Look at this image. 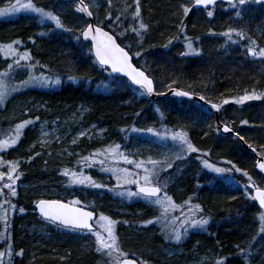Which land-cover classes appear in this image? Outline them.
I'll use <instances>...</instances> for the list:
<instances>
[{"label": "trees", "instance_id": "16d2710c", "mask_svg": "<svg viewBox=\"0 0 264 264\" xmlns=\"http://www.w3.org/2000/svg\"><path fill=\"white\" fill-rule=\"evenodd\" d=\"M85 1L94 14L95 22L107 29L109 28L106 25L110 20L121 15V20L124 21L122 28L113 25L111 32L124 47H130L134 63L154 79L158 92H164L169 86H176L221 104V120L244 137L246 142L261 152L264 151V141L261 138L264 134L260 133L264 129V58L247 54V47L250 45L248 39L240 40L234 35L233 39L239 43L225 44L226 38L218 35L229 27L243 30L246 37L256 42L257 50L264 47V7L253 4L247 6L242 17L235 23V10L228 8V4L219 2L215 6H208L214 11L211 18L206 16V11L201 6L193 9L187 17H182L184 32L179 33V5L185 0H140L141 18L148 25L147 30L142 32L141 39L130 30L121 35L124 29L129 28V24L138 26L131 19V12L135 10L133 0H112V3H116L114 10L96 7L92 0ZM15 2L16 0H0V8ZM34 2L59 15L65 29L72 31L56 29L47 20L40 24L36 14L21 12L4 21L14 27V31L7 39L0 34V45L20 41L14 47L20 52L28 50L32 57L31 61L25 63L39 62V73L43 71L46 74L59 75L60 84L47 88L34 87L29 94L46 101L49 108L56 113H61L66 106L73 109L80 104L86 106L85 121L105 127L106 136L99 141L85 144L86 150L66 163L45 155L36 146L27 150L32 134L28 129L24 130L16 147L2 152L6 161L20 162L19 179L29 186L17 188V197L11 201L16 206L15 210L8 212V240L0 241V250H7L9 243L12 245V264H97L100 259L110 264L105 253L96 252L93 236L69 231L42 219L35 208V202L40 198L70 201L74 195L72 197L77 198L81 205L96 209L99 215L108 211L111 219L117 221L115 233L120 246L124 235L133 244V247H128L131 248L129 255L145 259L143 254L157 250L155 238L147 240L141 235H148L150 227V233L154 231V223L145 222L156 220L159 216L158 206L120 196L118 193L121 187H117L115 177L110 172L100 171L99 164L82 168L76 163L78 159L89 156L98 149L115 144L121 146L120 151L133 150L138 155L136 147L146 142V139L141 136V131L133 129L149 127L154 130L168 128L186 132L191 143L199 149V152L187 154L182 160L171 159L173 167L166 168L174 176H170L168 184V193L174 201L178 198L182 203L190 200L192 206L200 205L202 211L196 213V217L209 221L204 229L190 234L186 245L198 241L201 244L199 255L206 254L209 250L212 264L217 263L221 257L222 260H228L226 264H264V233H260L259 221L262 210L251 199L249 192L244 191V183L248 178L241 173L232 174L237 177L239 185L231 182L224 184L225 181L219 174L204 168L202 164V160L207 159L218 167H229L225 162L232 161V164L246 171L257 186L263 187L264 175L256 169V156L233 135H221L214 113L206 106L187 98L171 96L153 100L148 95H140L136 90L137 86L130 85L125 77H119L123 83L118 80L117 84H112V77L108 76L90 51V42L76 39L89 21L83 13L76 11L75 1ZM128 4L133 6L125 12ZM109 12L111 17L106 19ZM20 27H23V32ZM185 35L192 39L197 53L181 55L188 51L185 47ZM170 39L171 44L168 43ZM137 52L141 53L138 57L134 55ZM10 61L12 59H5L0 55V71L5 70ZM44 65L47 67H40ZM69 76L77 79L69 80ZM246 92L255 93L262 98L236 104L235 98ZM226 99L228 104L223 103ZM245 120L248 123L242 124L241 121ZM7 124L12 127L11 123ZM5 125L0 124V133L5 130ZM156 158L160 159L157 156ZM113 164L112 158L107 157L105 166L124 167L122 162L117 166ZM65 168L90 175L106 187L72 185L62 175ZM1 171L7 173V166L2 167ZM177 173L179 176L175 177ZM5 183H8L6 176L0 181V186ZM223 185L233 188L234 192L225 194ZM5 192L7 194V189ZM89 197L92 202H89ZM112 205L130 212L137 208L145 212L135 218L132 215L112 212L109 209ZM21 208L24 209L23 212L19 210ZM132 221L137 224L133 225ZM38 224L49 226V237L35 233L30 235L32 225ZM133 228L143 230L144 234L132 233ZM0 231H3V227H0ZM62 237L65 239H60ZM60 241L64 243L60 244ZM44 243L49 244V248L46 245L47 248L42 249ZM21 249L23 255H15ZM240 249H244L243 255ZM150 257L149 262L152 260ZM7 260H4L5 264ZM155 264L158 262L155 261Z\"/></svg>", "mask_w": 264, "mask_h": 264}, {"label": "snow or ice", "instance_id": "6c2138e0", "mask_svg": "<svg viewBox=\"0 0 264 264\" xmlns=\"http://www.w3.org/2000/svg\"><path fill=\"white\" fill-rule=\"evenodd\" d=\"M218 0H185V2L179 5V12L181 14L180 25L178 26V32H184V24L182 17H187L193 9L203 7L206 11V16L211 18L214 16V11L209 9L208 6H215ZM95 4V0H93ZM226 3L231 6L232 9L235 10L236 18L242 17L243 12L246 10L247 6L251 4H257L264 7V0H226ZM107 4L111 7L112 0H107ZM133 4L135 6V10L131 12V19L138 25L133 27L129 24V28L124 29L121 32V35H124L129 30L134 32L138 37L142 39V32L146 31L148 25H146L141 18V7L140 0H133ZM99 7V5H95ZM133 5H126L125 12L132 8ZM29 12L36 14L38 18V22L40 24H44V22L50 21L56 29H65V25L63 24L59 15L55 14L53 11L46 9L45 7L38 6L34 0H16L14 4H9L3 8H0V16H5L9 13H18V12ZM76 11L78 13H83L88 17L93 16V12L90 10L88 4L84 3V0H79ZM111 17V12L108 13L109 19ZM101 23H104L101 21ZM124 21L121 20V15H117L114 20H110V22L106 25L109 28V31H105L104 27L94 26L89 23L86 27L80 30V35L76 36L77 40L83 38L85 41H90L92 44V48L90 51L94 52V56L99 65L103 68L104 71L108 73L109 77H112V84H117L119 77L122 75L127 78V81L130 82V85L137 86V91L140 95H151L155 91L153 80L145 74L140 68L136 67L132 63V56H130V47L126 50V47H122L120 43H117V37L110 34L113 30V25L117 28H122ZM66 31H72L71 29H65ZM211 32V30H209ZM45 33H41L44 35ZM218 35L226 38L225 44L239 43V41L234 40L233 36L239 37L240 40L248 39L250 41V45L247 47V54L252 57L264 58V47L259 48V50L255 47V41L251 40V38L246 37L243 30H238L229 27L222 33ZM178 38V37H175ZM174 38V39H175ZM186 44L185 47L188 50L186 53H181V55H188L191 53H197V49L193 47V41L191 38L185 35ZM198 39V38H197ZM20 41H13L7 45H0V55H2L5 59H12V63L7 65V69L0 71V105H3L6 99L13 92H18L24 88L30 86H49L50 84H60L61 80L59 75L53 79L51 76L45 74V72L40 71L39 75H35L34 71L39 65V62L35 64L21 62H28L32 60L31 53L28 50L23 52L18 51L14 45H18ZM169 44L172 43V39L168 41ZM167 46V45H166ZM135 56H140L141 53L137 52L134 54ZM28 69V77L20 81L19 84H11L9 81V77L13 76L16 69L20 68ZM41 68L47 67L46 65L40 66ZM69 80H75L76 77L69 76ZM123 80H119V83H123ZM171 87V86H169ZM174 95L178 97H188L191 99V94L187 91H179L174 90ZM262 97L256 95L255 93L249 94L245 93L244 95L235 98L234 102L236 104H244L247 101L258 100ZM199 99L201 101H205L204 96H200ZM210 104L212 109L219 110L221 105L216 103H211V101H207ZM224 104H228L229 101L226 99L223 101ZM157 111H159L157 109ZM139 115V114H137ZM39 117L35 118V121L32 119L23 120L20 123H16L13 129L8 130L5 133L6 138L0 139V151L11 148L16 145L21 138L23 130L33 125L36 121H39ZM242 124H247L248 122L241 121ZM123 131V130H122ZM133 131H144L147 133H152L153 135L160 137L161 139H171L175 142L178 151L174 154L175 160H182L185 158L187 154L199 152L189 140L186 132L176 131L170 134L165 130L164 133L154 130L149 127L146 129H133ZM223 131L225 133H230L233 130L229 128L227 125L223 127ZM43 136H47V132L42 131ZM81 136L85 135L84 132L80 133ZM236 136L240 140H244V137L240 136L239 133H236ZM73 144L76 143L75 140L72 141ZM120 145H110L104 149H98L94 153L89 156H84L76 161L78 165L83 167L91 168L96 164L100 165V171L110 172L115 177L117 182V187H126L128 185H136V191L126 190L121 191L118 194L120 196H127L129 198H138L141 199L148 204L158 206L161 216L157 217L155 221L149 220L145 222L146 224H151L154 222L159 223L162 218H167L169 211H175L177 208H180V205H176L170 196L167 195L166 182H161L159 180V171L157 170L158 166L161 164L160 161L153 160L149 157L148 161L145 162L143 160L137 162L136 160H130L128 156L120 151ZM251 147V145H249ZM253 152H256V149H252ZM39 155V153H37ZM71 155V153H69ZM206 155V154H205ZM259 156L264 157V151L258 153ZM103 156L105 159L96 160L94 157ZM111 157L113 162L119 163L120 160H123L126 164L135 165L137 170L143 169V175L141 176L139 171L133 172L128 168H120V167H107L106 159L107 157ZM200 159V157H197ZM7 164L8 171L7 173L0 171V181L4 180L5 176L7 177L8 183L0 186V222L3 224V231H0V241L8 240V231H9V218L8 212L9 210H15V205L11 203V197H15L17 195L16 191V180L19 179L20 173L19 169V161H3L2 157H0V165ZM231 167H218L213 163H210L207 159L202 160L203 167L210 170L213 173L217 174H233V173H241L243 176L247 177L249 180L248 184L244 185V191L246 193L249 192L251 188L255 189V195L251 197L252 200L258 201L259 206L264 208V188H260L255 185V182L252 181V178L246 171L241 170L232 164V161L225 162ZM146 164L151 165V167L146 166ZM262 172H264V162L257 161L256 165ZM173 163H167V168H172ZM62 175L69 179V183L72 185H81L86 187L93 188H103L106 185L98 183L95 181L90 175H84L83 172L77 173L74 170H70L68 168L63 169ZM5 189H7V198H5ZM162 193V195H161ZM184 204L188 206L187 215L181 212V216L172 218V227L169 229L167 224L165 225V239L174 240L179 243L182 239V236L186 234L189 229H204L205 226L209 223L208 219L200 217H196V213L198 211H202L200 205L192 206L189 201H185ZM36 207L39 210L40 215L46 220L53 224H56L57 227H62L69 231L81 232L84 234H88L94 237L95 240V250L98 253H105L109 260L110 264H136L135 259H128V253L122 251L118 237L115 233V225L117 221L112 220L111 218L100 214L98 220H94V212L86 210V207L81 205V202L78 199H73L68 202H64L63 200H45L41 199L36 203ZM21 212L24 211L23 208L19 209ZM260 221V233H264V211H262L259 215ZM179 223L180 227L183 228V232H181L177 227H175L176 223ZM126 223V222H124ZM99 229V230H98ZM238 247V246H237ZM241 255L244 253V249H240ZM15 255H23V250L21 249ZM8 257L6 264H12V259L14 256L12 245L7 244V250H0V264H5L4 258ZM143 264V262H142ZM217 264H224L223 260L217 261Z\"/></svg>", "mask_w": 264, "mask_h": 264}, {"label": "rangeland", "instance_id": "374dc122", "mask_svg": "<svg viewBox=\"0 0 264 264\" xmlns=\"http://www.w3.org/2000/svg\"><path fill=\"white\" fill-rule=\"evenodd\" d=\"M97 4L99 5V7H104L105 9H108V10L110 9L114 10L115 9L114 7H116V3L114 2L111 4V7H109V5L107 4V1L101 2V1L95 0V5ZM253 5H257V4H253ZM227 7L231 8L230 5H227ZM21 12H24V11H21ZM21 12L9 13L5 16H0V34H2L4 39H7L9 36L11 37V34L14 31L13 29L14 27L10 26L8 23L4 21L11 18V16H16L20 14ZM238 21H239V18H236L235 16L234 22L237 23ZM22 28L23 27L19 28L21 32H23ZM9 63H12V61L8 62L7 64ZM21 63L25 64V62L23 61ZM38 71H39L38 68H36V70L34 71V74L39 75ZM28 74H29L28 69L26 67L16 69L13 76L9 77V81L11 84H19L20 81L27 79ZM46 75L51 76L53 79H55L56 77V75H53V74H46ZM51 85L55 86L57 84H50L49 86H46V87L40 86V85L30 86L18 92L11 93V95L6 99L5 103L3 105H0V124H3V123L6 124L5 130L0 133V139H5L6 138L5 133L8 130L13 129L16 123H20L26 119H32L35 121V118L39 117L40 118L39 121H36L33 125H30L25 128V129H28L30 133H32L30 135L31 140H29V142L27 143L28 144L26 147L27 150H29L30 147L32 148L36 146L38 149L43 150L45 155L49 157L51 156L56 157L61 162L66 163V162L71 161V158L73 156H77L81 154L83 151H85L86 150L85 144H90V142H95V141L104 139L106 136L105 135L106 128L97 123L88 124L84 118L85 117L84 115L87 112V107L82 104L77 106L76 109H73L71 106H66L65 107L66 109L61 111V113L60 112L56 113V112H53L51 108H49L46 101H44L41 98H37L36 96L28 93L34 87L47 88V87H50ZM7 123H11L12 127H8ZM165 130H167L169 137L171 133L176 132V130H172L168 128H161V129H157L156 131L164 133ZM42 131L47 132L48 135L43 136ZM178 131H181V130H178ZM81 132H84L85 135L81 136L80 135ZM260 133L264 134V129L261 130ZM141 136L144 138V140L146 139V142H142L139 146L136 147V151L138 152V155H136V153L133 150L128 151V152L127 151H121V152L125 153L130 160H136L137 162L141 160L147 162L149 157L153 160L160 161L161 164L157 168V170L159 171V180L161 182H166L167 188L165 190L167 192V195L171 197V195L168 193V186H169L168 184H169V179H171L170 176L172 177L174 176L171 175V172L167 171L169 168L167 170L166 168H167V163H171L170 161L171 159L175 160L174 154L178 151V148L176 147L175 142H173L170 138L161 139L160 137H157L153 135L152 133H147L144 131H141ZM261 138H262V141H264L263 135ZM83 139H85L84 140L85 143H83L84 142ZM73 140L76 141L75 144L72 143ZM18 143L12 146L11 148L0 151V157H2L3 161L7 162L4 156L2 155L3 154L2 152H6L16 147ZM69 153H71V155H69ZM156 156L160 157V159L158 160ZM120 162H122L124 165V167H120V168H128L130 171H133V172L139 171L141 176L144 174L143 169L137 170L135 168V165L126 164L123 162V160H120ZM113 165L117 166L118 164L114 162ZM5 166H7L6 163L3 165H0V171H1V168ZM146 166L151 167V165H148V164H146ZM229 167H231V165H229ZM233 174L237 175V173H233ZM219 175L225 181L223 182L224 184H228L226 182H231L234 185H239L237 179L232 174L225 173V174H219ZM177 176H179V173H177L175 177ZM15 187H16V191H17V188H23V187L29 188L28 184L22 182L21 179L16 180ZM133 187H135V185H128L126 187L121 188V191H126L129 189L131 191H135L133 190ZM56 189L53 188V190H56ZM223 190L225 191L224 192L225 194H232L234 192L233 188H229L226 185H223ZM41 192H44V191H41ZM72 196H71L72 200L77 199ZM15 197H17V195ZM15 197H11L10 198L11 201ZM123 197L127 198V196H123ZM5 198H7L6 192H5ZM176 199L177 200L174 201V199L172 198L175 204L180 205L181 207L177 208L175 211L170 210L166 219L162 218L159 223L154 222V231L152 233H148V235L146 234L142 236L144 239L150 240V238L154 239L156 237V233L157 235H159L164 245V248L161 253L163 258L154 259L150 256L145 255L146 257L144 259L145 262L142 261V259H140L141 262H143V264H155V261L158 262V264H166V262H168L169 264H212L210 261L211 258L209 256V252H210L209 250H207L206 254L199 255V247L201 248V244H199L198 241H194L193 243H189L188 245H186L187 238L190 236V234L192 232L201 231L202 229H199V228L189 229V231L182 236V239L179 243H177L174 240H167L164 238L165 237V225L167 224V227L170 229L172 227L171 221L173 217L181 216V212L187 215L188 206H186L184 202L183 203L179 202L178 198ZM89 202H92L91 197H89ZM111 207L112 208H109V207L108 208L114 213L132 215V216H135V218H139V216L145 212V210L139 209V208H137L135 211L130 212L129 210L115 208L113 205ZM158 212H159L158 214L159 216L157 217H160L161 216L160 210H158ZM103 215L111 218L108 215V211H105ZM131 223L133 225L137 224V222L135 221H132ZM141 226H148V225L141 224ZM0 227H3V224L1 222H0ZM175 227H177L181 232H183V228L180 227L178 222L176 223ZM30 230H31L30 235L35 233L39 236H46V237L50 236L49 226L46 224H38L37 226L32 225ZM151 230L152 228L150 227L149 231ZM60 239L64 240L65 238L62 237ZM63 243L64 241H60V244H63ZM46 245H48V248H49L50 245L45 244V243L44 245H42L41 248L45 250L47 248ZM132 245L133 244L130 242V239L126 238V236L124 235V237L122 238V244H121L122 251L127 252V250L131 249L128 247H133ZM149 257L152 259L151 260L152 263L149 262L148 260ZM7 258L8 257L6 256L4 260H7ZM25 264H28V263L26 262ZM97 264H106V262L105 260L100 259L97 262Z\"/></svg>", "mask_w": 264, "mask_h": 264}, {"label": "water", "instance_id": "95a60500", "mask_svg": "<svg viewBox=\"0 0 264 264\" xmlns=\"http://www.w3.org/2000/svg\"><path fill=\"white\" fill-rule=\"evenodd\" d=\"M76 2H77V4H78V2H79V0H75ZM218 1H225L226 2V0H218ZM84 3H85V1H84ZM86 16V15H85ZM86 18L88 19V21H89V23H91V24H93L94 26H100V25H98V24H96L95 23V21H94V15L92 16V17H88V16H86ZM88 23V24H89ZM101 27H103V26H101ZM104 30L105 31H109L108 29H106L105 27H104ZM110 34H112V35H114L112 32H110ZM115 36V35H114ZM82 40H83V38H82ZM83 41H85V40H83ZM85 42H87V41H85ZM90 42V41H89ZM91 43V42H90ZM117 43H119V41H118V39H117ZM122 46V45H121ZM122 47H124V46H122ZM91 48H92V44H91ZM126 50H128L127 48H126ZM93 52V51H92ZM130 54V56H132V54L131 53H129ZM93 55H94V52H93ZM95 57V56H94ZM132 63L136 66V67H138L135 63H134V61H133V56H132ZM138 68H140V67H138ZM141 69V68H140ZM142 71H144L143 69H141ZM145 72V74L146 75H148V73L146 72V71H144ZM122 76V75H121ZM149 76V75H148ZM150 77V76H149ZM152 80H153V78L152 77H150ZM153 84H154V89H155V91L153 92V94H151V95H148L149 97H151L153 100H158V99H160V98H162V97H164V96H172V97H178V96H175L174 95V90H179V91H186V90H183V89H180V88H178V87H170V88H168L166 91H164V92H158V91H156V87H155V83H154V80H153ZM187 92H189V91H187ZM190 94H191V99L192 100H195V101H197L198 103H202V104H205L206 106H208L209 108H211V106H210V104H208L207 103V99H205V101H201L200 99H199V97H200V95H197V94H193V93H191V92H189ZM185 98H188V97H185ZM211 103H214V102H211ZM217 104V103H216ZM221 108V107H220ZM212 109V108H211ZM213 111H214V113H215V118H216V121H217V123H218V129H219V131H220V133L222 134V135H227V134H233L234 135V137L235 138H238L237 136H236V132L233 130L232 132H230V133H225L224 131H223V127L226 125L225 123H223L222 122V120H221V117H220V109L219 110H216V109H212ZM228 126V125H227ZM229 127V126H228ZM230 128V127H229ZM239 139V138H238ZM240 140V139H239ZM241 141V143L244 145V147L248 150V151H250L251 153H253L255 156H256V165H257V161L259 160L260 162H264V157H262V156H259L258 155V153H260V151L259 150H257L254 146H252L251 145V147H249V143L248 142H246L245 141V139L244 140H240ZM253 148H255L256 149V152H253L252 151V149ZM256 169L258 170V171H260L261 173H263L264 174V172H262L257 166H256ZM252 190H253V196L255 195V189L254 188H251ZM42 199H45V200H56V199H49V198H42ZM39 200H41V199H39ZM38 200V201H39ZM37 201V202H38ZM64 202H68V201H65V200H63ZM36 202V203H37ZM257 203H258V201H256ZM36 203H35V207H36ZM258 205H259V203H258ZM263 209V211H264V208H262ZM36 210H37V213H38V215L39 216H41L40 215V213H39V210H38V208L36 207ZM86 210H88V211H93L94 212V219L97 217V212L95 211V210H92V209H89V208H86ZM42 217V216H41ZM43 218V217H42ZM128 259H135V261H136V264H140L139 263V261L136 259V258H134V257H127Z\"/></svg>", "mask_w": 264, "mask_h": 264}, {"label": "bare ground", "instance_id": "6f19581e", "mask_svg": "<svg viewBox=\"0 0 264 264\" xmlns=\"http://www.w3.org/2000/svg\"><path fill=\"white\" fill-rule=\"evenodd\" d=\"M20 94H22V93H20ZM258 205V204H257ZM259 206V205H258ZM259 208L262 210V208L259 206ZM131 232L132 233H137V234H139V235H141L142 233L144 234V231L142 230H140L139 231V229H135V228H133V229H131ZM149 233H150V231H148ZM153 232V231H152ZM156 233V232H155ZM141 236H143V235H141ZM155 239H156V242H157V244H158V246H157V250H155L154 252H149V253H147V255L146 254H143V255H146V256H151L152 258H154V259H160V258H163L162 257V250H163V248H164V245H163V242L161 241V238L159 237V235H157V233H156V237H155ZM235 249V251H236V247H234ZM232 256H230V258H231ZM233 260V259H232ZM233 262H236V260H233Z\"/></svg>", "mask_w": 264, "mask_h": 264}, {"label": "flooded vegetation", "instance_id": "af4514ba", "mask_svg": "<svg viewBox=\"0 0 264 264\" xmlns=\"http://www.w3.org/2000/svg\"><path fill=\"white\" fill-rule=\"evenodd\" d=\"M220 260H222V257L220 258ZM223 261H224V264H226L225 262H227L228 260L225 259V260H223Z\"/></svg>", "mask_w": 264, "mask_h": 264}]
</instances>
